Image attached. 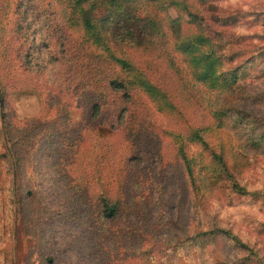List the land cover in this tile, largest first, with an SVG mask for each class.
<instances>
[{"label": "rangeland", "instance_id": "374dc122", "mask_svg": "<svg viewBox=\"0 0 264 264\" xmlns=\"http://www.w3.org/2000/svg\"><path fill=\"white\" fill-rule=\"evenodd\" d=\"M207 1H191V9L200 22L175 7H169L167 13L179 18L181 36L203 33L211 38L221 59L220 79L233 75L234 88L221 93L196 79L189 58L175 50L176 33L164 20L165 38L156 37L145 49H130L128 54L149 70L152 80L171 95L175 107L163 104L165 110L159 111L145 94L137 93V97L150 109L154 128L183 135L193 153L203 143L190 142L196 128L201 133L206 128L215 131L224 121L216 134L219 139L204 132V140L211 145L223 142L220 135L230 133L231 141L239 144L245 143L246 136L263 133L258 150H243L250 162L242 158L243 164L233 170L228 156L226 159L230 173L254 194L235 193L227 176L216 189L207 188L196 177L200 187L197 194L181 169L158 167L154 176L149 157H153L155 143H148L149 153L143 155L141 163L130 165L131 175L138 180L151 177V181L135 184L133 193L140 190L149 196L150 203L142 207L147 216L145 219L142 214L141 223L156 224V241H178L186 239L196 227L206 230L217 226L248 244L259 257L220 236L202 249L195 246L184 252L175 258V264H264V0ZM103 8L96 9V16L104 13ZM73 12L72 0H0V101L5 97L3 106L0 104V154L5 155L0 156V264H94L98 246L91 238V224L95 223L93 211L97 204L90 195H100L105 187L88 185L90 189L85 192L86 182L82 180H91L96 171L84 163L98 155L107 175L112 163L119 161V167L122 159L129 158L127 165L133 155H138L139 143L133 152L124 150L122 159L118 152H102L105 143H64L60 133L68 129L67 133L73 136L78 125L75 122L71 128L66 126V116L76 120L74 113H81L79 119H86L89 113L87 104L77 107L80 99L72 89L73 83L83 76L87 78L82 57L86 64L95 63L89 54L85 55L84 34L71 20ZM160 16L166 18L165 13ZM224 109L227 116L218 119L215 111ZM136 111L140 115L138 124L146 118L147 111L138 105ZM237 114L241 118L248 115L256 124L234 129ZM31 118H40L38 130L28 121L21 123L22 119ZM103 118L107 120V114ZM17 129L33 131L27 135L29 139L22 140L20 133L14 131ZM104 130L108 133L110 128L104 125ZM13 139L20 140L16 147L20 159L25 158L24 163L18 162L20 176L14 181L9 174L13 168L9 165ZM168 141L164 143L165 161L173 162L177 159V145ZM142 148L141 143L139 149ZM7 159L9 162H5ZM13 195L17 201L22 198L23 209L21 204L10 205ZM85 201L91 206V220L83 213ZM248 253L252 258H248ZM166 254L163 252L164 258L169 256ZM132 263L139 264L136 258Z\"/></svg>", "mask_w": 264, "mask_h": 264}, {"label": "trees", "instance_id": "16d2710c", "mask_svg": "<svg viewBox=\"0 0 264 264\" xmlns=\"http://www.w3.org/2000/svg\"><path fill=\"white\" fill-rule=\"evenodd\" d=\"M191 1L72 0L75 12L72 13L71 20L73 19L74 25H79L83 31L82 46L86 49L85 55L89 54L95 63L86 64V58L82 57V67L86 71L87 78L83 76L78 83H73L72 89L77 92V97L80 99L77 107L82 108L87 104L89 113L86 119H79L81 113H74L76 120L66 116V119L69 120L66 126L71 128L75 122L78 125L74 128L75 134L73 136L67 133L68 129L60 133L65 138L64 143H105L102 145V152L108 155L118 152L121 159L123 157L121 153L124 150L125 152L127 150L133 152L139 143L138 155H133L134 161L127 163L129 168H126V162L129 158L122 159L119 167L117 166L119 161L115 164L112 163L107 175L102 171L104 166H102L98 155L95 159H89L84 163L96 171V174L92 176V182L87 177L82 180L83 183L86 182L85 192L90 189L88 185L90 187L93 184L105 187L104 192L100 195H96V193L90 195V198L94 199L97 204L95 211H93L95 223L91 224V238L98 246V255L94 264H133L135 258L139 264H160L161 262L166 264V261L175 264V258L180 257L184 252H188L195 246L202 249L210 242L218 240L220 236L233 240L245 251L255 254V251H251L252 249L248 244L229 230L217 226H212L206 230L196 227L186 239L178 241H156L153 236L157 228L156 224L153 225L149 222L147 226H143L141 223L142 214L145 219L147 216L145 210L142 211V207L150 203L149 196L141 194L140 190L138 193H133L136 185L142 184V181H151V177L138 180L131 175L130 165L135 162L141 163L143 155L149 153L146 147L148 143H155L152 149L153 157H149V162L153 167L151 172L154 176H156L158 167L166 166L174 171L181 169L185 179L189 181V185L196 194L200 191V187L197 185L198 176L210 189L219 187L223 181V176H227L229 178L227 182H230L235 193L241 195L254 194L242 185L235 175L230 173L226 159L228 156L233 170H237L243 164L242 158L250 162L243 150H258L263 142V133L246 136L245 143L239 144L231 141L230 133L220 135L223 142L219 143V140L218 143L211 145L204 140V132H208L210 138L219 139L216 134L222 130L224 121L215 131L206 128L201 133V129L196 128L190 136V142L198 143L200 141L203 143L197 144L200 149L193 153L189 147L190 143L186 141L183 135L174 134L168 130L158 131L154 128L151 123L150 109L145 101H141L137 97V93L145 94L149 101L157 105L159 111L165 110L163 104L170 108L175 107L171 95L160 84L152 80L147 72L148 69L141 67L137 62L135 63L128 54L130 49H145L154 43L156 37L165 38L166 33L162 23L164 20L168 21L167 25L172 27L176 33L173 45L175 50L189 58V64L193 66V75L196 79L206 87L216 89L221 93L234 88L232 86L236 79L233 75L220 79L222 74L218 67L221 59L212 46L211 38L203 33L181 36L178 32L179 18H172L167 13L169 7H175L189 15L194 22H200L198 15L191 9ZM196 2L206 4L208 1L196 0ZM98 7L105 8H103L104 13L100 16H96L95 13ZM160 13H165L166 18H161ZM148 61L149 59H146L147 63ZM4 98H1V106H3ZM137 105L147 111L146 118L138 124L137 115H140L136 111ZM104 114H107V120H104ZM222 115L227 116L225 109L215 111V116L218 119ZM40 118L22 119L21 123L28 121L32 126L36 125L38 130L41 127V123L38 124ZM237 118L234 127L236 130L240 127L251 128L256 124V121L249 119L248 115L241 118L237 114ZM104 125L110 128L108 133H104ZM149 127L153 128V131L149 130ZM20 130L14 131L20 133L18 137L22 140L29 139L27 135L33 131L24 130L20 132ZM150 131L152 132L150 133ZM168 138L177 145V159L173 162L165 161L164 143H170ZM19 141L12 140L13 149L10 150V162L9 159L5 161L13 167L9 172L13 181L20 176L18 162L24 163L25 161V158L20 159L18 147H16L19 146ZM122 143L127 144L122 145ZM141 143L144 149H139ZM100 152L97 153L100 154ZM0 156L5 155L0 154ZM11 158L14 159L13 162ZM92 160L93 162H91ZM129 171L130 174H127L126 172ZM27 193L32 194L31 190H28ZM86 201L84 202L86 209L83 213L88 214L87 220H91L89 217L91 206L86 205ZM17 204H21L23 209L24 201L22 198L17 201L14 195L10 197V205L15 206ZM125 241L132 242L134 245H127ZM147 245L149 246L146 248ZM163 252L169 256L164 258ZM250 254L248 253V258H252ZM103 255L109 259L104 258V261ZM170 256H174V259ZM256 258L259 259L257 256Z\"/></svg>", "mask_w": 264, "mask_h": 264}]
</instances>
